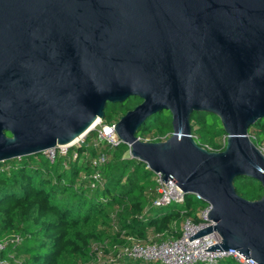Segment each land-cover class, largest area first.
I'll use <instances>...</instances> for the list:
<instances>
[{
  "label": "water",
  "instance_id": "1",
  "mask_svg": "<svg viewBox=\"0 0 264 264\" xmlns=\"http://www.w3.org/2000/svg\"><path fill=\"white\" fill-rule=\"evenodd\" d=\"M131 96L115 123L130 157L209 205L213 224L189 239L216 231L204 250L264 264V151L249 135L264 118V0H0V162L70 144ZM161 111L172 134L141 140ZM201 111L220 118L223 150L193 137ZM238 176L262 196L239 195Z\"/></svg>",
  "mask_w": 264,
  "mask_h": 264
},
{
  "label": "trees",
  "instance_id": "2",
  "mask_svg": "<svg viewBox=\"0 0 264 264\" xmlns=\"http://www.w3.org/2000/svg\"><path fill=\"white\" fill-rule=\"evenodd\" d=\"M139 102L108 103L113 107L105 110L102 121L117 122ZM145 130L152 131L153 141L169 137L171 113L158 112L137 135H148ZM191 132L210 150L225 148L227 135L215 114L194 113ZM249 135L264 151V118L250 126ZM128 150L123 142L115 146L98 142L91 130L81 146L70 147L67 155L53 162L42 152L0 162V238L18 234L22 239L8 244L4 256L12 264H161L118 256L116 238L123 231L148 241L177 237L184 220L198 221L199 210L207 203H194L186 194L182 203L156 206L155 173L126 155ZM100 156L105 161L95 163ZM234 185L249 200L263 194L262 184L251 177L238 176ZM215 264L238 263L223 257Z\"/></svg>",
  "mask_w": 264,
  "mask_h": 264
},
{
  "label": "built area",
  "instance_id": "3",
  "mask_svg": "<svg viewBox=\"0 0 264 264\" xmlns=\"http://www.w3.org/2000/svg\"><path fill=\"white\" fill-rule=\"evenodd\" d=\"M115 123L116 121L111 123L103 122L101 119L100 122L92 128V130L96 131V140L98 142H107L112 146L121 143L122 141L115 130ZM89 132L85 133L73 144H60L48 148L42 153L53 162L57 156L67 155L70 147L74 145L81 146L86 140ZM139 138L143 141H153L155 139L151 134L143 137L139 136ZM160 139L165 140L166 137H161ZM73 156L76 157L77 153H74ZM104 161L105 156H100L99 159L94 162L101 163ZM94 177L97 178L98 174L94 175ZM154 179L158 184L157 190L159 194L154 201L156 206L166 205L171 202H184L185 193L173 179H169L165 182L161 173H155ZM208 212L209 205L207 204L199 210L198 221L192 218H186L181 226L180 235L177 237H170L160 241H140L133 236H129V245L119 248L118 256L123 255L144 261H157L161 264H215L223 257H231L238 264H258L254 258H247V256L236 249H229L227 251L204 250L208 249L211 245L221 242V237L216 231L189 239V237L196 234L199 230L213 224V221L208 218ZM125 234L126 232L123 231L122 235ZM21 240L18 234L0 238V264H12L10 258L4 256V252L8 244L17 245Z\"/></svg>",
  "mask_w": 264,
  "mask_h": 264
},
{
  "label": "rangeland",
  "instance_id": "4",
  "mask_svg": "<svg viewBox=\"0 0 264 264\" xmlns=\"http://www.w3.org/2000/svg\"><path fill=\"white\" fill-rule=\"evenodd\" d=\"M138 99H140L139 97H134V96H131L128 100H126L125 102H134V100L135 101H137ZM124 102V103H125ZM113 104H109L108 106H107V108L106 109H108V108H112L113 106H112ZM110 108V109H111ZM148 120V119H147ZM147 122V121H146ZM138 133H139V131H138ZM144 133H146V134H149V133H152V131L151 130H145L144 131ZM221 141L222 142H224V138L223 139H221ZM129 154V150L126 152V155H128ZM130 155V154H129ZM155 173V172H154ZM190 197H191V199L194 201V203H198V202H202V199H200V198H198L197 197V195L196 194H190ZM129 236H132V235H130V234H128V233H126L125 235H121V236H119V237H117L116 238V240H115V243H114V245L115 246H117V247H119V248H122V247H124V246H127V245H129V243H130V240H129ZM135 239H138V240H140V241H148L147 239H145V238H142V237H139V236H133ZM107 245V244H106ZM108 246V245H107ZM109 247V246H108ZM110 254V253H109Z\"/></svg>",
  "mask_w": 264,
  "mask_h": 264
},
{
  "label": "bare ground",
  "instance_id": "5",
  "mask_svg": "<svg viewBox=\"0 0 264 264\" xmlns=\"http://www.w3.org/2000/svg\"><path fill=\"white\" fill-rule=\"evenodd\" d=\"M101 119H99L94 125H92L90 128H94L98 122H100ZM89 130V129H88ZM86 132H84L83 134H81L78 138H76L73 142H71L70 144H73L74 142H76L78 139H80ZM68 144V145H70Z\"/></svg>",
  "mask_w": 264,
  "mask_h": 264
}]
</instances>
